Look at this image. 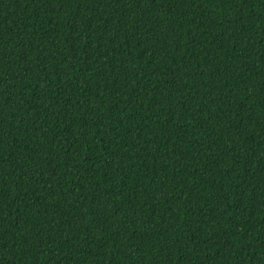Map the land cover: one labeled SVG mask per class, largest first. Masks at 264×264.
<instances>
[{
  "label": "trees",
  "instance_id": "obj_1",
  "mask_svg": "<svg viewBox=\"0 0 264 264\" xmlns=\"http://www.w3.org/2000/svg\"><path fill=\"white\" fill-rule=\"evenodd\" d=\"M0 264H264V0H0Z\"/></svg>",
  "mask_w": 264,
  "mask_h": 264
}]
</instances>
